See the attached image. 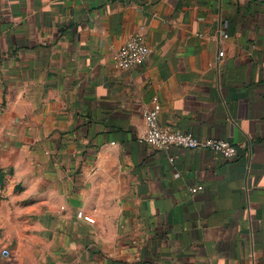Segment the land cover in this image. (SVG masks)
Here are the masks:
<instances>
[{
    "label": "crops",
    "instance_id": "0c3cea01",
    "mask_svg": "<svg viewBox=\"0 0 264 264\" xmlns=\"http://www.w3.org/2000/svg\"><path fill=\"white\" fill-rule=\"evenodd\" d=\"M0 173V264H264V0H0Z\"/></svg>",
    "mask_w": 264,
    "mask_h": 264
},
{
    "label": "built area",
    "instance_id": "2783aa9c",
    "mask_svg": "<svg viewBox=\"0 0 264 264\" xmlns=\"http://www.w3.org/2000/svg\"><path fill=\"white\" fill-rule=\"evenodd\" d=\"M227 38V35H223ZM150 53L144 37L140 33L131 35L121 47L112 55L115 69L127 71L142 65ZM223 51L218 56L223 57ZM160 104L156 97L151 99V107L144 112V129L138 137V142L152 147L161 152H168L172 148L185 150H209L217 152L226 159H233L237 155V148L232 143L222 139H199L191 133L180 130H172L161 127L158 123ZM172 161V159H170ZM200 187L191 188V192H196ZM76 218L93 224L92 218L84 215L81 211L76 213Z\"/></svg>",
    "mask_w": 264,
    "mask_h": 264
},
{
    "label": "rangeland",
    "instance_id": "374dc122",
    "mask_svg": "<svg viewBox=\"0 0 264 264\" xmlns=\"http://www.w3.org/2000/svg\"><path fill=\"white\" fill-rule=\"evenodd\" d=\"M1 180H3V179H1ZM2 199V195L0 194V200ZM3 226H1V224H0V241H2L3 243H4V241L6 240L5 239V234H4V232H5V230H3V228H2Z\"/></svg>",
    "mask_w": 264,
    "mask_h": 264
},
{
    "label": "trees",
    "instance_id": "16d2710c",
    "mask_svg": "<svg viewBox=\"0 0 264 264\" xmlns=\"http://www.w3.org/2000/svg\"><path fill=\"white\" fill-rule=\"evenodd\" d=\"M4 175L0 173V182L2 181L1 179H3Z\"/></svg>",
    "mask_w": 264,
    "mask_h": 264
}]
</instances>
